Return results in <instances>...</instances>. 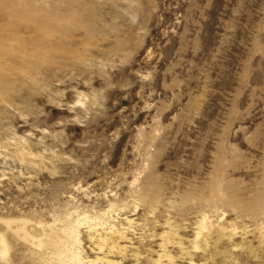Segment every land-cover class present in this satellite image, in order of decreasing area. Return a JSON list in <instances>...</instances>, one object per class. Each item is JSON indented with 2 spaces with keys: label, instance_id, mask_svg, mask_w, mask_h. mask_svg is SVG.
<instances>
[{
  "label": "rangeland",
  "instance_id": "obj_1",
  "mask_svg": "<svg viewBox=\"0 0 264 264\" xmlns=\"http://www.w3.org/2000/svg\"><path fill=\"white\" fill-rule=\"evenodd\" d=\"M48 2L46 36L0 14V264H70L5 221L76 225L84 264H264V0Z\"/></svg>",
  "mask_w": 264,
  "mask_h": 264
},
{
  "label": "bare ground",
  "instance_id": "obj_2",
  "mask_svg": "<svg viewBox=\"0 0 264 264\" xmlns=\"http://www.w3.org/2000/svg\"><path fill=\"white\" fill-rule=\"evenodd\" d=\"M32 1L33 0H0V14L4 15L7 18L9 23H11V21L14 19L18 20L21 23L27 24L28 27L30 26L32 29L36 30L37 33L39 32L43 36H46L50 32V30L53 28H56V27L65 28V27H67L68 24L71 23V20L73 21V19L75 17V16L70 17L71 16L70 15L66 19H59L56 17V14H57L56 11L51 8V6H50L51 4H47V3H49L48 2L49 0H47V2H45V5L42 4L44 6L37 5L36 0H35L36 1L35 4ZM44 1H46V0H44ZM44 1H43V3H44ZM65 1H68V0H65ZM69 3H71V2H69ZM58 6H60V4ZM36 32H34V33H36ZM5 43H7V45L6 44L3 45L2 41L0 40V51L6 47L7 48L11 47V49L14 46L17 49H18V47L19 48L23 47L22 43L20 42V40L18 38H14L12 40L10 39L9 42L7 41ZM4 46H6V47H4ZM39 46H41V45H39ZM249 209H251V208H249ZM260 212H261V210H256L253 213V217H257L260 214ZM204 219L205 218H203V220ZM2 223L4 224V227H5L7 233H10L11 235L16 236L17 238H20L24 241L31 243L37 249H39V250L40 249H46L47 247H48V249H49V247L54 249V251H55L54 252L55 254L53 253V258L55 259L54 261H56V262L58 261V263H60L62 259H67L70 264H84L82 261V258L80 257V254L73 252L75 250L76 246L78 245V235H77V226L76 225L72 226L68 229L62 230L60 232L53 231L51 229H50V231L47 232L44 228H42L40 235L38 237H33V236L30 237L29 235H27L24 232L23 228L20 225H18L17 223H14L11 221H5ZM206 229H207V226L203 223H200L199 224V232L197 234V237L201 236V234H203L202 231H204V230L206 231ZM208 231H209V229H208ZM230 232L234 234L235 228L230 229ZM163 239H164V237H163ZM166 241H168V239ZM97 246L99 247V249L100 248L103 249L105 246H108L107 245V239H100L99 242L97 243ZM162 247H164V246H162ZM111 249H113V247ZM194 249H197V245L194 246ZM9 250H10V246H9V243L7 242L6 234L0 233V257L6 258L8 256ZM158 258H159V260L165 258L168 261H171V257L165 253L160 255ZM97 261H100V260H97ZM88 264H92V263L89 262ZM102 264H111V263L109 261H103Z\"/></svg>",
  "mask_w": 264,
  "mask_h": 264
}]
</instances>
